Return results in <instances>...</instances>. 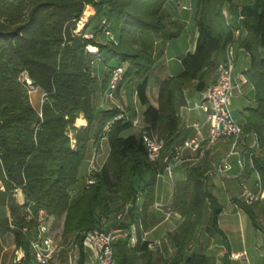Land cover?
I'll use <instances>...</instances> for the list:
<instances>
[{"label":"trees","instance_id":"trees-1","mask_svg":"<svg viewBox=\"0 0 264 264\" xmlns=\"http://www.w3.org/2000/svg\"><path fill=\"white\" fill-rule=\"evenodd\" d=\"M167 1L0 0V206L10 212L0 218V230L12 231L27 257L31 238L23 227L35 230L44 216H64L63 236H74L84 264V232L102 228L104 220L131 204L124 220L129 233L114 245L115 264H155L150 241L143 234L160 220L152 212L157 179L173 159L161 154L151 160L144 136L157 133L163 152L171 146L181 125L180 109L187 104L186 86L195 80L198 90L207 86L209 72L234 40L233 28L246 32L238 45L250 57L245 77L254 89L242 125L264 147V0H254L253 10L237 24L228 23L224 14L230 0H197L196 48L182 57L180 73L159 82L157 107L147 94V75L137 85L138 99L146 106V126L140 133L123 135L133 122L118 107L95 108L97 80L90 69L94 53L87 46L97 44L84 32L76 33L85 6L92 4L95 15L84 29L99 30L104 19L115 25L118 44L111 49L113 57L127 65L128 78L154 65L153 57L137 47V35L165 31L162 9ZM98 47L100 52L105 49ZM24 72L30 84L21 80ZM107 83L103 80L102 87ZM29 85L44 92L40 111L30 100ZM81 115L87 125L77 127ZM103 137L109 142L108 157L89 176L94 182L87 183L88 178L73 200L71 192L79 181L88 143L94 139L98 145ZM253 164L264 177V158H254ZM207 170L205 163L194 164L186 180L175 184L172 210L182 222L170 234L176 252L165 264H216L206 252H190L199 233H222L218 218L223 206L206 186ZM18 189L24 194L23 204L16 200ZM30 207L33 215L27 214ZM243 207L254 219L248 206ZM133 225L136 243L130 246ZM143 259L145 263H140Z\"/></svg>","mask_w":264,"mask_h":264},{"label":"crops","instance_id":"crops-1","mask_svg":"<svg viewBox=\"0 0 264 264\" xmlns=\"http://www.w3.org/2000/svg\"><path fill=\"white\" fill-rule=\"evenodd\" d=\"M173 0H168L162 9L163 20L166 25L164 32L156 34L151 31L144 33H139L137 35V47L141 50L147 52L148 54L155 57L159 53L158 58L155 61L152 73L147 75L148 79V88L149 89V80L154 78L158 84L157 93L155 98L152 100L149 95L150 103L154 106H158V90L159 82L169 76L177 75L182 71L181 59L187 53H193L196 48V41L198 38V29L196 26L197 18V0H185L189 7L184 6L182 10L179 8L180 0H176L178 6H171ZM88 7L85 11H89L92 16L95 15L94 7ZM255 6L254 0H233L231 3H228L224 7V14L232 23H241L239 20V15L242 14L247 18L249 13L253 10ZM85 14V12H84ZM83 14V16H84ZM90 18V15L89 17ZM87 21H85L86 24ZM84 25V24H83ZM192 30L191 44L185 49L184 52L179 53L177 56L179 65L176 67L175 72L170 69V67L163 61L166 59V48L174 46L176 40H178L187 29ZM241 39L246 36L244 29H241ZM169 36V37H166ZM239 43V42H238ZM237 43V60H236V74L245 76V72L249 69L250 57L248 53L241 48ZM223 56H219L218 62L222 59ZM173 58V57H171ZM170 58V59H171ZM99 66V64H98ZM99 73L97 74V77ZM216 77V70L212 69L209 72V76L206 80V85L212 82ZM108 77L105 79L108 82ZM246 78V77H245ZM103 82V80L101 81ZM140 83V82H139ZM138 83V84H139ZM198 81H193L189 83L185 88V94L187 98V104L180 109L181 125L179 131L172 138L171 146L164 151V158L172 156L174 149L182 144L185 140L193 137L197 130L196 126L201 128L204 134L207 133V123L206 115L202 109L198 107L203 99V90L197 89ZM137 84V85H138ZM136 86H133V92L131 93V101H133L136 109H140L142 112V125L140 128H144L146 123L144 122V111L146 106L142 105L138 99ZM106 88L100 87V92H96L93 96V104L97 110L110 109L111 103L109 101H102L104 91ZM128 87L127 84L121 85L119 92L117 94V99L119 103H115L116 106L119 104L128 106ZM35 91H40L42 96L44 92L40 88H35ZM148 94V93H147ZM39 95L38 93L36 94ZM254 89L252 85L246 80L241 83L240 86L235 90V95L232 99V104L235 110H238L239 116L238 120L243 123L244 115L246 114L245 108L253 104ZM247 103V104H246ZM133 122L134 129L137 127V123L134 118L126 116ZM85 120L83 116L77 118V121ZM86 121V120H85ZM87 123V121H86ZM77 127H84L85 125L75 123ZM129 129V130H131ZM140 130H137L134 133L125 134L128 136L131 134H138ZM107 137H103L98 145L94 139H91L88 143L86 158L83 161L80 168L79 181L74 185L73 189L78 191L81 189L89 176L92 174V167H97L94 165V159L97 160L99 154L102 151V145L107 141ZM98 147V152L96 148ZM91 148V151L94 150L93 160H91L88 155ZM251 150L255 154V158H264V147L256 148L254 147V139L251 133H246L243 141L240 146L232 150L230 140H220L217 142L212 149L205 155L201 156L199 153L193 151H186L181 159L174 161L172 164L171 173L164 172L158 176L157 185H156V194H155V203L152 207V212L160 218L156 225L150 228L147 231L148 238L145 240L152 242H160V245L157 248H151L158 257H163L164 259H170L174 256L176 252V247L170 237V234L174 232L177 227L182 222V217L180 214L172 210L173 196L175 184L186 180L188 169L197 163H205L208 166V170L205 174V183L210 191L223 206V210L218 218V226L222 230V233L215 232H201L198 235V238L195 243L190 245V252H206L207 254L214 256L216 258V264H246L244 259L235 260L231 258L232 252H247L248 260L250 264H264V180H263V196L261 199L252 204L247 205L244 203L242 198L243 188L240 184L241 179L245 180L246 186L254 190L256 182L259 178L257 170L252 167V162L246 150ZM110 150V148H109ZM106 158L98 163L99 167L105 163ZM227 161L231 165V169L226 173L213 172L215 168L223 161ZM84 176L85 183L81 182V176ZM16 196H21L22 201L20 204L24 203V194L22 190L16 191ZM141 203V202H140ZM243 204L247 205L251 210L254 219L251 218L249 212L243 207ZM7 208V213L0 218L8 217L10 215L9 209ZM30 212V208H28ZM167 210V211H166ZM163 213V215L161 214ZM62 220V231L64 216H44L42 220L50 224V233L58 219ZM176 225L172 228L170 225ZM165 234L164 238L159 237L160 234ZM27 235L30 238H33L35 235V230L32 229L27 232ZM57 239L60 241V245L63 248L58 251L52 264H78L80 262L81 249L78 250V259L76 263L71 262L70 259V244L74 236L69 235L68 237L63 236L61 232L57 236ZM136 242L130 244L134 246ZM83 248V247H82ZM85 254L84 264H95V254L92 251L82 250ZM17 257L21 258L20 261H16ZM0 264H39L32 254V249L29 256H26V251L18 247L15 242V236L10 230H0Z\"/></svg>","mask_w":264,"mask_h":264},{"label":"built area","instance_id":"built-area-1","mask_svg":"<svg viewBox=\"0 0 264 264\" xmlns=\"http://www.w3.org/2000/svg\"><path fill=\"white\" fill-rule=\"evenodd\" d=\"M230 1L232 2L233 0ZM87 7L88 5L85 6V9ZM238 18L241 21L244 19V16L240 14ZM227 20L228 23H231L228 18ZM101 30L108 36L110 42L114 45L118 44V39L112 33L109 23L105 19L102 21ZM233 33L234 40L226 46L223 57L217 63L215 68L216 77L204 88L203 99L198 105L206 115L207 133L204 134L201 128L196 126V134L174 149V153L172 154L173 160L165 170L168 173H171L174 161L181 159L186 151H193L199 153L201 156H205L217 142L224 139L231 141L232 150H234L236 147L240 146L246 135L242 123L235 117L231 107L235 90L241 83L247 80L244 75L240 74L237 76L236 74V52L237 43L242 36L241 29L233 28ZM87 50L92 52L90 45L87 46ZM126 71L127 66L124 64L112 68L109 73L107 87L104 91L103 99L105 101H116L120 86L125 79ZM251 134L254 139V147L257 149L261 148L256 134ZM144 140L148 146L150 159L157 160L161 155L163 142L154 140L148 135L144 136ZM245 153L249 155L252 167L255 169L253 164L255 154L249 149L246 150ZM230 169L231 165L223 160L213 172L226 173ZM96 170V168L92 167V172ZM263 180L264 177L259 174L255 188L254 190H251L246 186L245 180L241 179L240 184L243 188L242 198L244 203L252 205L261 199L263 196ZM93 182L94 180L92 178H89L87 181V183ZM130 207L131 204H128L125 209L118 212L114 218L104 220L102 228L88 229L84 232V238L82 241L83 250H89L95 254V264H115L114 245L119 239L126 237L129 233L127 230L124 232L125 228L121 225L124 224V220L128 215ZM113 221L120 224V226H112L111 223ZM11 227H14V225H11ZM23 232L27 233L29 232V229L23 227ZM133 236L136 237L134 225L131 228L130 240ZM30 245L32 254L39 264H52L51 262L58 251L63 248V246L60 245V241L50 234V224L42 219L39 220L37 227L35 228V235L31 238ZM159 245L160 242L158 241L151 242L149 248H157ZM70 247L71 262L76 263V260L79 257L77 253L79 245L73 239ZM231 258L235 260L244 259L246 264H250L246 251L232 252ZM20 260L21 258L17 257L16 261Z\"/></svg>","mask_w":264,"mask_h":264},{"label":"rangeland","instance_id":"rangeland-1","mask_svg":"<svg viewBox=\"0 0 264 264\" xmlns=\"http://www.w3.org/2000/svg\"><path fill=\"white\" fill-rule=\"evenodd\" d=\"M95 1H98V0H95ZM179 4V3H178ZM176 0H173L172 1V4L171 6H175L177 7L178 6ZM90 5L89 7H94L92 4H88ZM184 6H187L189 7L188 3L185 1V0H180V5H179V8H181L182 10L184 9ZM87 20V19H85ZM83 22V24L85 25V21L84 19H80L79 22L77 23V29H76V33L80 34V33H85V36L87 38H92L94 44H97V45H90V48L92 50V48L94 47L95 50L93 51L92 50V53H94V57L92 58V61H91V64H90V69H91V75L93 77L96 78L97 80V85H96V91L95 93L98 91L100 93H102V91L100 90V87H101V81L102 80H105L110 71L112 70L113 66H118L120 65V63L122 64V62H120V60L118 58H115L113 57V52H112V49H111V45L113 44L112 42H110L108 39V36L105 35L101 29L99 30H94L93 28L89 27L87 29H84L85 26L80 23ZM109 27L110 29L112 30V33L115 35V37L117 38L118 37V33H117V29L115 27V25L112 23L109 24ZM101 28V27H100ZM101 30V31H100ZM193 33H192V30L189 28L187 30L184 31L183 35L178 39L176 40V44L174 46H171V47H168L166 48V60L163 61L165 62L169 67L170 69H172V71L175 72L176 70V67L179 65L178 63V58L177 56H179L180 54L179 53H182L185 51V49L191 44V37H192ZM166 37H169V36H166ZM118 39V38H117ZM98 46H102L103 49L101 52H100V47ZM158 55L159 53H157V55L155 57H153L154 61H156V59L158 58ZM173 57V58H171ZM156 58V59H155ZM171 58V59H170ZM143 64L145 65H148L145 61H141ZM99 64V66H98ZM124 64V63H123ZM125 66H127L126 64H124ZM155 65V63H154ZM154 65L152 66H147L148 68V72H144V73H140L139 75L137 76H132V77H128V78H125L124 81L122 82L121 85H125L127 84V87L129 88L128 89V106H125V105H121L119 106V101L118 99H116V101H109L111 104V107H118L123 113L125 116H130L132 118H134V120L136 121L137 123V126H138V129L137 127H135L134 129H131V130H127L125 134H130V133H134L136 132L137 130H140L142 131L143 128H140L141 125L143 124L142 122V112L140 109H136L135 106H134V103L133 101H131V93L133 92V89L132 87L133 86H136L139 82H141V80L146 76V75H150L152 73V70H153V67ZM152 69V70H151ZM99 73L98 76H100L99 78L97 77V74ZM21 80L23 81H26L28 82V84L31 83L30 79L28 78V75L26 72L22 73L21 74ZM161 81V80H160ZM134 88V87H133ZM157 89H158V84L157 82L155 81L154 78H150L149 80V89L147 91L149 97L153 100L155 98V95L157 93ZM29 94H30V100L32 102V104L34 105V107L40 111L41 110V105H42V102H43V98H44V95L42 96V93H40V91H35V88L32 86V85H29ZM39 94L38 96L36 94ZM94 93V94H95ZM104 97V95H103ZM102 97V98H103ZM102 101H105L104 99H102ZM115 103H119L117 106ZM247 104V103H246ZM232 110H233V113L235 115L236 118H238L239 116V113H238V110H235L236 108H234L233 104H232ZM145 122V121H144ZM75 123H78L79 125L80 124H84V122L82 120H78L76 119V122ZM140 131V132H141ZM124 134V135H125ZM148 135V134H147ZM70 136L72 137V133L70 132ZM149 137L153 138L154 140H157L159 142H162V140H159V137H158V134L157 133H153L151 136L148 135ZM96 152H98V147L96 148ZM91 152V153H90ZM89 155L88 157L91 158V160H93V155H94V150L91 151V148H90V151H89ZM108 154H109V142L108 140L105 141V143L102 145V151H101V154L98 155L97 157V160L94 159V165L97 167V170L100 169L99 167V164L98 163H101L105 158L106 156L108 157ZM161 154L163 155L164 152H163V148L161 149ZM81 182H84L85 183V178L84 176L82 175L81 178H80ZM81 189H78V191H73L71 192L72 194V198L74 200V198H76L78 192L80 191ZM77 193V194H76ZM16 200L18 202H21L22 199H21V196H16ZM139 202H141V200H139ZM7 208L6 207H1L0 206V216H3L5 214V212L7 213ZM167 211V210H166ZM25 212H28V211H25ZM28 215H33V208L30 207V213H27ZM163 215V213H161ZM112 226L114 225H117V226H120V224H117V222H112L111 223ZM176 225V223H173V225H170L172 228ZM123 228H125L124 232H128V229H127V226L126 224L124 225H121ZM62 232V220L61 218L58 219L52 229V233H50L54 238H57L58 235H60V233ZM162 236V237H161ZM149 236L147 235V231L143 234V238H148ZM159 237L161 238H164L165 237V234H160ZM129 242L131 244H133L134 242H136V237L133 236L131 240H129ZM151 249V248H150ZM154 260H156L155 264H165V261L166 260H170V259H164L163 257H158L156 254H154V257H153ZM140 263H145V260H140L139 261ZM52 263V262H51ZM78 264H80L79 260L77 261ZM70 264V263H69Z\"/></svg>","mask_w":264,"mask_h":264},{"label":"bare ground","instance_id":"bare-ground-1","mask_svg":"<svg viewBox=\"0 0 264 264\" xmlns=\"http://www.w3.org/2000/svg\"><path fill=\"white\" fill-rule=\"evenodd\" d=\"M89 10V9H88ZM85 11V14H84V16L82 17L83 19H84V21H87V22H89V20L91 19V17H90V19L88 18L89 17V15H90V13H89V11ZM85 19H87V20H85ZM80 23H82L83 24V22H80ZM92 50L94 51L95 50V48L93 47L92 48Z\"/></svg>","mask_w":264,"mask_h":264},{"label":"water","instance_id":"water-1","mask_svg":"<svg viewBox=\"0 0 264 264\" xmlns=\"http://www.w3.org/2000/svg\"><path fill=\"white\" fill-rule=\"evenodd\" d=\"M89 21H90V20H89ZM87 23H88V22H86V24H85V25H87Z\"/></svg>","mask_w":264,"mask_h":264}]
</instances>
